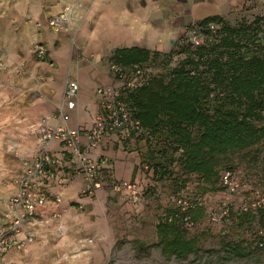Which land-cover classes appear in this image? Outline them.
Returning <instances> with one entry per match:
<instances>
[{
  "label": "trees",
  "instance_id": "16d2710c",
  "mask_svg": "<svg viewBox=\"0 0 264 264\" xmlns=\"http://www.w3.org/2000/svg\"><path fill=\"white\" fill-rule=\"evenodd\" d=\"M257 20L238 26L223 24L217 14L195 20L197 26L210 21L219 25L213 31L205 29V39L195 47L179 38L178 52L184 56L172 66L168 63L175 48L159 52L131 46L111 53L110 59L119 64H144L139 83L126 90L123 99L141 125L138 138L144 137V148L139 163L157 179H170L175 191L191 179L203 191L219 190L222 170L240 171L221 167L227 156L253 157L249 152L256 145L264 146V32ZM151 61L164 63L165 74L150 72ZM241 172L259 187L260 179ZM251 190L252 185L246 191ZM177 194L199 196L195 191ZM262 209L240 214L256 220ZM179 211L175 204L166 207L154 229L162 255L182 259L196 249V239L185 236ZM187 212L194 222L204 214L203 206ZM256 239L263 246L264 234ZM226 250L231 256L243 255L240 245Z\"/></svg>",
  "mask_w": 264,
  "mask_h": 264
},
{
  "label": "crops",
  "instance_id": "0c3cea01",
  "mask_svg": "<svg viewBox=\"0 0 264 264\" xmlns=\"http://www.w3.org/2000/svg\"><path fill=\"white\" fill-rule=\"evenodd\" d=\"M66 3L71 7L69 21L59 31L50 30L46 17L58 13ZM212 8L211 0H0V126L10 129L1 139L5 137L7 143L17 146L22 157L34 148L28 125L41 116L51 124L88 127L100 106L95 89L118 85L107 67L109 61H114L110 56L116 48L136 46L167 52L189 23L215 14ZM37 44L45 50L41 60L33 55ZM39 67L47 72L40 86ZM67 77L77 82V101L65 119H57L55 110ZM39 89L47 99L39 96ZM120 139L125 140L118 133L110 134L96 149L111 160L103 177L110 178L111 173L115 176V171L127 164L129 180H133L132 174L138 173V169L134 172L133 157L111 149L112 143ZM54 143L58 144L51 141V148ZM49 147L51 153L61 157L59 144L56 150ZM16 167L20 170L17 161ZM61 167L74 169L63 161L51 176L48 191L60 193V211L69 201H76L82 182L79 184L75 177H83ZM9 184L4 192L12 190Z\"/></svg>",
  "mask_w": 264,
  "mask_h": 264
},
{
  "label": "rangeland",
  "instance_id": "374dc122",
  "mask_svg": "<svg viewBox=\"0 0 264 264\" xmlns=\"http://www.w3.org/2000/svg\"><path fill=\"white\" fill-rule=\"evenodd\" d=\"M211 2L213 13L220 16L223 24L238 26L257 18L258 26L264 32V3H258L256 0H211ZM178 42L176 40L172 47L175 50L168 63L171 66L184 56L183 52H178L180 51ZM165 67L164 63L162 65L151 61L148 70L152 73L165 74ZM46 74L47 72L39 67L37 75L39 86L45 81ZM38 94L47 99L40 89ZM42 117L46 118L41 116L33 123ZM9 130V127L0 126V196L3 198L9 193L4 192V189L9 187V182L19 173L16 161L19 163L22 159L19 158L17 146L7 143L5 137L1 139L3 132ZM112 144L111 149L125 151V154L133 157L135 161L134 172L138 169V173H133L131 179L138 182L141 187L139 201L130 203L113 195L106 187L97 189L92 198L81 195L84 179L80 178L79 174L75 180L82 184L76 201H69L60 211L58 222L64 228L63 234L60 237L55 236L56 225L47 216L43 222L36 224L34 241L26 245L23 250L5 253L2 256L3 260L15 264H264V244L258 246L255 242L257 231L264 230V210L257 213L256 220H252V215L245 218L237 211L239 200L247 196L248 191L233 197L225 219L211 222L207 212L218 211L222 207L223 197L218 189L203 191L200 185L196 186L195 179H191L184 188L175 191L177 187L170 179L164 177L157 179L150 170L139 169L144 137L134 140L120 139ZM52 145L55 149L58 144ZM49 146L51 148V143ZM3 153L7 158L2 157ZM249 153H252L253 157H244L241 153L230 154L221 167L230 165L252 175L251 177L260 179L259 189L264 193V146L256 145ZM107 158L111 164L110 158ZM61 168L65 169V167ZM115 172V176L111 173L110 178L108 176L104 178L106 183L112 178L130 179L127 164ZM186 191H195L203 202L202 217L195 221L193 228H183L186 230V237L196 239V249L182 259L173 255L164 256L155 244L154 226L162 216L163 210L168 206H174L173 197L177 193ZM235 245L242 247L243 255L231 256L227 252V246Z\"/></svg>",
  "mask_w": 264,
  "mask_h": 264
},
{
  "label": "built area",
  "instance_id": "2783aa9c",
  "mask_svg": "<svg viewBox=\"0 0 264 264\" xmlns=\"http://www.w3.org/2000/svg\"><path fill=\"white\" fill-rule=\"evenodd\" d=\"M264 3V0H256ZM71 7L63 4L61 10L46 17L48 28L58 31L69 21ZM218 27L210 21L197 26L194 21L188 24L180 37L184 45L195 47L205 39L204 30L213 31ZM33 55L41 60L45 57L44 48L37 44L33 47ZM108 71L118 85H100L95 89L100 96L99 110L93 115L88 127H69L65 123L51 124L47 117L28 125L27 133L34 138V148L30 155L22 156L19 161L18 175L11 181L12 190L3 198L0 197V264H14L3 260L2 256L9 251H20L31 243L35 236V226L48 216L56 225V237H60L63 226L58 222L60 216L59 203L61 195L57 191L50 193V179L54 170L66 162L81 173L84 179L80 194L92 198L97 189L106 187L110 193L130 203L140 199L141 187L135 180L112 179L105 182L103 173L109 169V161L103 154L97 153L101 142L110 134L118 133L123 139H135L142 136L141 125L133 115L129 103L123 99L126 90L134 88L141 78L144 64L133 63L128 66L109 61ZM78 85L75 79L65 78L59 105L55 110L57 119H65L67 111L72 110L77 101ZM51 141H56L61 148V157L49 151ZM139 169H146L140 164ZM59 182V179L57 180ZM105 182V183H104ZM253 180L248 179L241 171L224 169L218 177V187L223 197L222 207L209 210L207 217L211 222H219L228 215L231 200L239 193L246 191L251 185L253 190L237 204V211L256 214L264 207V193ZM174 204L179 208V225L182 228H193L195 222L187 210L195 206H203L200 198L190 194H176ZM258 230L256 235H263ZM258 246L262 243L255 240Z\"/></svg>",
  "mask_w": 264,
  "mask_h": 264
}]
</instances>
